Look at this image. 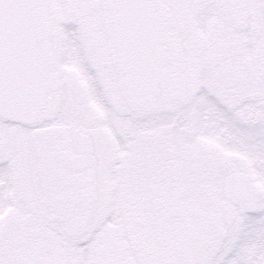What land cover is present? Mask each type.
Listing matches in <instances>:
<instances>
[{
	"label": "snow or ice",
	"instance_id": "6c2138e0",
	"mask_svg": "<svg viewBox=\"0 0 264 264\" xmlns=\"http://www.w3.org/2000/svg\"><path fill=\"white\" fill-rule=\"evenodd\" d=\"M0 264H264V0H0Z\"/></svg>",
	"mask_w": 264,
	"mask_h": 264
}]
</instances>
